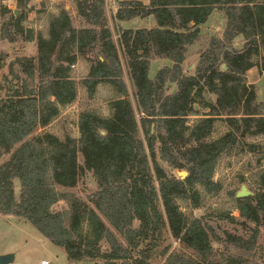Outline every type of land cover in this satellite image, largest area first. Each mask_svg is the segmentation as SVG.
Segmentation results:
<instances>
[{
  "label": "trees",
  "instance_id": "1",
  "mask_svg": "<svg viewBox=\"0 0 264 264\" xmlns=\"http://www.w3.org/2000/svg\"><path fill=\"white\" fill-rule=\"evenodd\" d=\"M32 1L15 0L20 13L10 14L0 27V40L13 43L21 36L36 42V54L18 57L8 66L6 87L0 85L6 89L0 98V159L9 154L0 164V213L26 219L62 247L70 261L150 264L151 249L166 230L196 256L171 252L164 264H248L241 253L217 255L212 242L241 250L251 247L258 227L264 225V172L253 194L236 198L237 190L230 193L238 217L218 216L242 230L253 224L249 235L237 229L219 234L209 215L189 219L178 200L197 208L198 186L218 193L222 185L214 180L215 166L234 146L246 145L251 152L260 149L256 162L264 161V146L243 143L246 136L264 137V102L257 100L255 85L246 82L247 71L255 65L252 58L264 48V0H148L146 5L119 1L114 20L153 17L150 26L119 33L135 107L127 98L105 0H71L85 25L75 26L70 10L62 7L50 15L46 35L23 25L33 10ZM14 10L1 3L3 14ZM215 10L225 17L221 36L209 38L194 72L186 73L188 49ZM237 37L243 40L238 49ZM79 58L89 63L81 81L89 96L100 83L119 95L110 102L111 116L82 111L78 137L36 133L53 121L61 106L76 99L70 71ZM155 58L170 65H161L150 77ZM261 69L264 93V57ZM206 92L215 96L214 102L204 101ZM202 101L206 116L187 124ZM217 118H223L230 130L211 138ZM173 169L187 175L181 179ZM85 171L96 183L88 201L60 189L75 187ZM61 201L66 206L58 209Z\"/></svg>",
  "mask_w": 264,
  "mask_h": 264
},
{
  "label": "rangeland",
  "instance_id": "2",
  "mask_svg": "<svg viewBox=\"0 0 264 264\" xmlns=\"http://www.w3.org/2000/svg\"><path fill=\"white\" fill-rule=\"evenodd\" d=\"M122 1V0H120ZM143 5L148 3V0H138ZM0 1V27L3 21H6L10 14H3L1 12ZM8 8L16 9L15 0L6 2ZM119 0H105V11L108 25L112 30L113 40L117 46L121 63L123 66V74L126 85L128 86L129 94L127 98L131 101L133 106H136L133 95V86L129 78L128 69L126 65V58L119 46V33L124 28H140L149 25L148 18L137 17L133 20L118 21L114 20L113 13L118 8ZM33 10L27 13L23 25L25 28H30L34 33L41 32L43 35L47 34V26L50 15L56 14L60 8L64 7L70 10L75 26H83L85 23L76 16L75 4L71 0H33L31 2ZM20 13V11H19ZM15 15V14H14ZM153 24V21H152ZM151 24V25H152ZM225 26L224 15L215 10L207 19V21L200 26V37L196 43L189 47L187 57L183 63L184 72L193 73L198 60L200 51L205 49L208 40L211 36H221ZM243 40L240 37L235 38L234 46L238 49L242 46ZM36 54L35 40H27L24 37H19L15 42L10 43L6 40H0V56L2 63L0 64V85L4 83V76L8 75V66L16 61L21 56H34ZM262 57H264V48L261 50L259 57H253L252 61L255 65L246 73V82L254 84L257 88V100L264 102V93L262 91L263 70L261 69ZM170 62L164 59L155 58L152 60L149 76L153 77L157 69ZM89 63L84 58H79L77 62L71 66L70 75L76 83L77 96L76 99L65 106H61L59 114L53 121L45 126L38 127L36 133L50 132L60 139H64L65 134H71L78 137L77 120L82 111L90 110L98 113L103 117H109L112 114L110 102L119 97L115 90L107 83H100L94 94L89 96L85 87L82 85V80L87 75ZM172 87V85H170ZM6 89L0 88V98L5 96ZM204 101H215V96L206 92L204 93ZM196 114L188 117L187 124H192L196 120L205 117L208 109L204 107V102L196 104ZM229 126L223 118H217L214 122L211 138H216L227 132ZM140 136L141 133H140ZM243 143H255L264 146V137L246 136ZM260 149L251 152L246 145H237L230 148L218 160L215 171L214 180L219 181L222 189L216 194L207 193L203 187L198 186L200 192V203L197 208H194L188 200L179 199L178 204L180 209L185 213L189 219L198 218L201 215H209L208 220L217 229L219 234H222L224 229L229 231H237L249 235L254 226L251 228H235V225L227 220H220L219 215H233L238 217V210L236 209L235 199L230 194L233 191H238L242 185H245L252 193L259 188V176L264 172L263 161L257 163L256 159L259 157ZM9 154H5L0 159V164L8 158ZM78 160L82 161L79 155ZM177 176L178 169L172 170ZM62 191L71 192L80 199L88 201V197L96 190V183L90 172L85 171L80 177L78 183L73 188H61ZM15 195L18 194V181H14ZM65 202L58 203V209L65 207ZM83 229L87 230V225L83 224ZM258 233L252 242L249 249L241 250L235 249L226 243L212 242L213 249L217 255L226 254L228 252H237L247 257L248 264H264V225L258 227ZM168 248V250H165ZM6 252H15V260L13 264H40L41 260L48 261V264H102V260L82 259L77 261L68 260L64 249L60 246L54 245L47 238L37 232V230L24 218L5 215L0 213V254ZM171 252L183 253L187 256L196 255L191 249L185 248L177 239L164 230L161 236L156 241L155 246L151 249L150 264H164L166 257Z\"/></svg>",
  "mask_w": 264,
  "mask_h": 264
},
{
  "label": "water",
  "instance_id": "3",
  "mask_svg": "<svg viewBox=\"0 0 264 264\" xmlns=\"http://www.w3.org/2000/svg\"><path fill=\"white\" fill-rule=\"evenodd\" d=\"M14 14L18 15L19 10L18 9L14 10ZM152 21H153V17L150 16L149 25L152 24ZM174 90L175 89H173V91ZM177 173H178V177L181 179H183L187 175V172L185 170L177 171ZM251 194L253 193L250 190H248L245 185H242L240 189L236 192L235 196L236 198H241V197L249 196ZM15 256H16L15 252H6V253L0 254V264H13L15 260Z\"/></svg>",
  "mask_w": 264,
  "mask_h": 264
},
{
  "label": "built area",
  "instance_id": "4",
  "mask_svg": "<svg viewBox=\"0 0 264 264\" xmlns=\"http://www.w3.org/2000/svg\"><path fill=\"white\" fill-rule=\"evenodd\" d=\"M263 166H264V161H263ZM40 262H41L40 264H48V261L46 260H41Z\"/></svg>",
  "mask_w": 264,
  "mask_h": 264
},
{
  "label": "crops",
  "instance_id": "5",
  "mask_svg": "<svg viewBox=\"0 0 264 264\" xmlns=\"http://www.w3.org/2000/svg\"><path fill=\"white\" fill-rule=\"evenodd\" d=\"M9 1H12V2H13L14 0H4V1H2V3L6 5V4H7L6 2H9ZM119 1H120V0H119ZM7 7H8V6H7Z\"/></svg>",
  "mask_w": 264,
  "mask_h": 264
}]
</instances>
